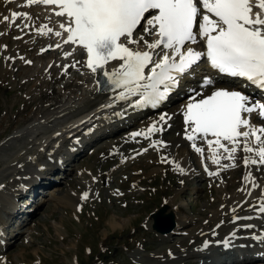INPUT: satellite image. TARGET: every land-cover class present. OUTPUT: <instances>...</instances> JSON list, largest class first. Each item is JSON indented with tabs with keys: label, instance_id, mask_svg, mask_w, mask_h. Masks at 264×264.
Here are the masks:
<instances>
[{
	"label": "rangeland",
	"instance_id": "rangeland-1",
	"mask_svg": "<svg viewBox=\"0 0 264 264\" xmlns=\"http://www.w3.org/2000/svg\"><path fill=\"white\" fill-rule=\"evenodd\" d=\"M17 2V0H8L6 3H11V6L16 3L15 5L19 6L20 3ZM2 4L0 1V23L2 21L1 18L5 15L2 11ZM42 11L44 10L34 6L33 8L29 7V9L26 7V10L19 8L14 12L27 13L32 18L38 16L36 18L41 20L50 18L47 12L44 15L45 18H43L44 16L42 17V15L44 13ZM32 22V19L25 20L20 17L18 21H15L14 27L16 29L20 27L18 30L22 28L25 30L26 27H23V25H31ZM195 31L198 32V28ZM137 32L142 34L143 29L138 28ZM16 36H20L21 39L23 37L21 33L19 35L17 33L13 34L11 30L7 31L6 26L3 27L0 24V198L8 196L12 200V204L20 208V212L25 211L26 208L32 212L29 217V223L22 225L21 228L17 227V222L22 223L24 221L23 217L25 218L26 216L20 214L17 220L11 218V228H6L4 231L6 237L9 238L11 234L14 236L17 231L20 234L16 238L10 239L8 246H4L2 251L6 253L4 256L9 258L10 264H15V262L20 264H143L141 259L145 258L146 260V257L150 258V262L147 264H153V260H151L154 253L153 248L158 252V249L164 247L161 251L163 255L166 252L169 253L171 246L182 239L176 238L174 241H166L167 243L158 241L161 235L151 230L149 215L167 203L165 212H172L177 219H181V217L191 219L194 217L196 220L202 215L200 220H197V223L201 224L204 216L209 213V211H206V205L217 206L219 198L217 197L218 187L216 191H213L214 185L209 184L210 179L198 175L199 178L195 180L192 186L188 185L181 190L180 188L183 187L185 179L181 173L178 174V162L173 164L170 158L167 160L163 159V172L151 176L138 174L139 180H135L134 177L137 171L150 170L156 164V160L162 158L160 154L163 151H158L157 146H152L151 144L146 145L148 151L146 150L142 153L140 152L145 150L146 147H142L143 149H138V147L144 146L146 143L141 145L127 143L117 149L116 153L110 151L108 154L104 153L105 155L98 156H96L97 154H91L94 150L96 153L101 146L109 143V141L116 142L121 140L131 129L135 128V125H131L122 126L109 135L101 136L94 144L87 145L88 147L85 146V152L74 156L73 161L70 163L65 161L66 164L63 166L65 168L50 170L46 175V178L50 180V184L38 187L35 193L33 191L31 194L33 196V194L36 195L38 193L37 198H34L35 203L30 204V208L20 206L21 199L24 200L28 196L27 192L24 196L18 195L14 197L9 196L8 193H3L2 186L7 181L6 179L3 180V178L9 172V175H11L12 164L21 159L31 157L32 152L40 154L37 161L38 164L41 163L43 158H45L42 154L44 148L38 149V147L44 144L42 142L46 135L49 136L46 142L50 141L51 144H57L59 141L60 144V137L57 138V141L56 139L51 141L50 132L54 134L61 132V124L63 122L61 123L60 120H57L58 118L48 122L49 118L54 115H60L57 112L61 105L66 107H77L80 105L83 100V93L90 91L92 82L89 72L82 67L80 56L75 54L71 59L69 58V62L66 63L67 59H65L66 65H63V69H57L51 73L53 79L47 84H43V88L47 89V92L44 90L40 92V89L31 88L33 84L30 87L31 89L28 90L27 88L25 92L19 89L18 86L23 80L21 75L43 72V69L48 68L51 62L44 57L42 60H39V58L26 59V55L23 56L25 58L23 67L25 68L19 67L16 62H12L11 59L14 57V61L17 56L15 48L20 45L17 44ZM147 39L148 35H145V40ZM201 41L197 37V43L192 44L191 47L199 51L200 46L197 44ZM143 43L142 41L140 45H143ZM44 54L46 55L47 53ZM26 61H31V63H26ZM77 61L80 63H77ZM46 63L47 66L44 67ZM109 64L106 69L110 70L115 67L114 63ZM19 74H21L20 78L14 80L15 75L18 76ZM205 77L217 78L218 76L207 71L202 59L198 62V65L193 67V70L178 79L177 86L171 92L183 93L186 88L198 85V83L201 84ZM65 83H70L68 87L66 86L67 88L64 86ZM238 84L236 81L234 87L237 88ZM42 92H44L45 96L37 97L38 93L39 96L43 95ZM28 96L32 98V104L28 105L27 109H24L25 100L29 98ZM114 96L116 97V95H113L102 101L108 102L114 99ZM255 97H261L260 94L256 92L254 97H252L253 102H260ZM175 104L176 101L173 100L172 105ZM35 110H38L37 114ZM158 111L156 107L149 108L144 116ZM71 116L73 117L74 115ZM63 120L65 121L66 118ZM251 120L256 127H264L263 122L257 115L253 116ZM39 124H41L40 126L43 124V128ZM50 128L51 130H49ZM151 134L158 136V132ZM66 135L62 133L61 136L68 137ZM161 136L162 139L172 140L177 134L169 131L161 133ZM74 141L77 140L75 139ZM117 153L121 155L120 159L117 158ZM193 158L191 155L188 156L190 163L193 161L198 170L200 166L198 164L199 160L196 157ZM58 159L63 160L62 156L61 158L59 156ZM26 167L33 168L30 160H26ZM261 167L264 169V166ZM241 168L242 166L237 168L234 166V169H228L232 173L228 175L230 179L232 178L231 181L236 179L238 181L241 176ZM194 174H197V172ZM223 179L226 180L227 178L224 176ZM8 180L10 181V179ZM253 181L254 183H252ZM256 181H259L258 178H256ZM251 183L255 184V179H252ZM53 185L57 186L60 191L56 197L59 195L67 201L62 198L53 199L49 194V188ZM131 188L135 189L131 190ZM177 188L181 192L177 191ZM128 190L131 192H128ZM196 191L198 193H195ZM85 193L87 198L82 199ZM173 199H175V202H170ZM24 203L26 201H23ZM36 204H40V206L38 205L37 207ZM222 206L221 204L220 209ZM34 207L37 208L34 209ZM178 207H182L184 214L176 211ZM121 219L125 220V224H121ZM110 222L112 224L120 223L123 226L111 229L109 227ZM20 252L21 255L17 256V261L14 260V256ZM135 254L142 258H134L133 255ZM248 264L250 263L248 262ZM259 264H264V262Z\"/></svg>",
	"mask_w": 264,
	"mask_h": 264
},
{
	"label": "bare ground",
	"instance_id": "bare-ground-1",
	"mask_svg": "<svg viewBox=\"0 0 264 264\" xmlns=\"http://www.w3.org/2000/svg\"><path fill=\"white\" fill-rule=\"evenodd\" d=\"M0 1L3 3L1 7L3 8L2 11L3 14H5L4 16H9V22H4L3 18H1L3 23L1 21L0 24H2L3 27L6 26L7 31L11 30L13 34L17 33L20 35L21 33V35H23L22 39L16 40L18 42L17 44L20 45H18L15 48L16 49L15 53L17 56L15 57L16 60L13 61L14 57L11 59L12 62H16L19 67L21 66L23 67L25 64L23 62V60L25 59L23 58L24 55L27 56L26 59L39 58V60L40 59L42 60L44 57L45 59L48 58L49 62H51L48 68L43 69V72L41 71L40 73H36V74L32 72V74H27V75L19 74L18 76L15 75L14 80L15 79L18 80L20 78V75L23 77L21 83L19 82L20 85L17 84L19 85L18 86L19 89H22L25 92L27 91L26 90L27 88L29 90L34 87L40 89V92L43 90L47 92V89L43 88V84H47L49 81L53 79V75H51V73L55 72L57 69L59 70L63 69L62 67H64L63 65L65 64V59H67L66 61L67 63L70 61L69 58L71 59V57H73V55L75 54L80 56V59L82 60V67L86 69L84 63L85 55L84 53H81V50L83 51V49L80 48L78 45L65 44L63 42L66 39L67 34L61 31V29L59 28V23L63 22L65 18L56 17L53 14V12L56 10L55 7L52 6L51 8L50 6H45V5L26 6L27 0H17L20 3L19 6L15 5L16 3H14V6L13 5L11 6V3H6L8 0H0ZM34 6L37 7L38 9L41 8L44 10L42 11L44 13L42 17L47 12L50 18L46 20L44 19L41 20L36 18L38 16L33 17L32 18L33 22L30 25V27L28 28L26 27L27 30L26 28L25 30H23L22 28L19 29L21 30L19 31L18 28L20 27L16 29V27H14V24L12 26H9L12 12L17 11V9L19 8L26 10V7H28L29 9V7L33 8ZM201 12L203 14L204 12L203 8H201ZM29 16L31 15L29 14ZM43 18H45V16ZM212 18L214 19V17ZM18 19L20 18H17V21ZM41 25H47L49 28L53 29V32L48 33L47 35H39L36 29L39 28ZM55 31H61V36L57 37L54 34ZM156 38L157 37L155 36L148 35L147 41L151 43ZM57 44H60L61 47L57 48L56 47ZM197 45L200 46L199 51H203V49L205 48L204 41L199 42ZM189 46H192V44H190ZM129 47L143 51H150V52L153 51L148 49L146 44L144 43L143 45L140 44L129 45ZM161 48H157L154 51L161 52ZM42 49H47V50L42 51ZM183 50L185 49H182V51ZM164 51L167 52L170 50H164ZM44 53L47 54L45 55ZM65 53H71V55H68L65 58ZM21 57L23 59H21ZM154 59H158V57L154 56ZM112 63H114L115 65L114 68H116L119 66L120 62L113 61ZM46 66L47 63L46 65H44V67ZM152 67H154V65L150 64L148 68L145 69V75H148V73L150 72L149 69ZM114 68H111L110 70L107 69L106 70L112 71ZM214 72L218 73V71H214ZM214 72L212 73L214 74ZM95 78L96 76L94 78L91 76L92 80ZM222 78L224 77L220 76L217 79H213V78L212 79L225 84V86H230V87H234V83L236 82L237 79H239L241 83L245 84V85L243 84L245 88L241 90L242 92L247 94L249 97H251V95L254 96L255 93L257 92L260 94V96L263 98L264 101V92L261 93L253 85H247L245 80L240 78H236L235 80L234 78L232 80L227 79L226 81V80H222ZM69 84L70 83L68 84L65 83L64 86L68 87ZM91 85L92 86L90 88V91L83 93L82 96L83 100L81 101L80 105H78L77 107H71V106L66 107L61 105L59 106L60 108L57 112L60 113V115L59 116L54 115L51 118H49L48 122L54 119L56 120V118H58L57 120H60L61 123L63 122V124H61L62 125L61 132H57L56 134L50 132V138H52V140L51 139L50 140L54 141L56 139L57 141V138L60 137L61 139L60 144L59 141L57 144H51L50 141L46 142L49 139L48 138L49 136L46 135L44 141L42 142V144L44 143L45 146L43 144L42 146L38 147V149L44 148L42 150V154L44 155L45 158H43L41 163L38 164L37 159L40 157V154L32 152L31 155L29 154L31 157H27V159H21L18 162L12 164L11 175H9L10 174L9 172L7 173V176L3 178V180L6 179L7 181L2 186V192L8 193V195L12 197L18 195L24 196V194H26L27 192L28 196L24 198V201L28 202L27 200H29V205L34 204L35 203L34 198H37L38 193L36 195L33 194V196L31 194L33 193V191L35 193L38 187L40 186L44 187L50 184V180L46 178V175L50 170L65 168L63 167L64 164H66L65 161H69V163L73 161L74 156L78 155L79 153L85 152L84 151L86 149L84 148L85 146L91 145L92 143L94 144V142L101 136L109 135L113 133L114 130L121 128L122 126L135 125V128L131 129L128 132V134L125 137H123L121 140H118L116 142L109 141V143L107 144L105 143V145H103L105 148L101 146L96 153L95 150L93 149L94 151L91 154L92 155L97 154L96 156H98L104 153L108 154L110 153V151L115 152L117 149H120L124 144L127 143H130L131 145L133 144L141 145L143 143H146L144 146L138 147V149H141L142 147L145 148L146 145L149 144H151L152 146L155 145L157 146L156 148L158 151L160 152L163 151V153L160 154V156L164 157V160L170 158V160L173 161V164L178 162L177 170L179 171V173L178 172L177 173L178 174L181 173V175L185 179V181H183V185H182L183 187L180 188L181 190L183 188L185 189V187H187L188 185L192 186L195 183V180L199 178L198 175H200L201 177L203 176V178L210 179L209 184L214 185V187L212 186L213 191H216L218 187L217 197L219 198L217 201L218 202L217 206L206 205L207 206L206 211H209V213L207 214V216H204L203 222L201 224H198L197 220H200L202 215L196 220L194 217H192L191 219L184 217H181V219L180 218L177 219L176 216L174 217L175 227L173 228L172 233L166 234L164 236H160L161 238L158 241H163V242L174 241L176 238L182 240L176 244H173L171 246V249H169L168 251L169 253L166 252L163 255L161 251L164 247L158 249L159 253L156 252L157 250L153 248L155 253V254L153 253L151 258V260H153V264H248V262L250 264H259L261 262H264V213L260 211V208L264 207V195H262V193H264V182H262L264 181V177H262L264 176V169L261 167L264 165H260L258 163L257 164L249 163V165L246 167L243 160L245 155H250L252 160H256L258 158L255 157L254 155L244 153L241 145V148H239L237 153L235 154L236 157L235 160L224 159L223 157L226 156L227 154L223 152V148L217 150L220 158V164L223 165V167L219 168L220 166L213 164L211 162V156L207 144L204 143L199 138V136L196 140V144L197 146L203 148L204 151L202 155L196 153L191 148V142L185 139L187 126L184 123L183 111L185 109V105L190 99V89H197L198 91H202L204 94H210V89L209 88L201 89L200 83H198V85L192 86L188 89L186 88V91H184L183 93H174V92L172 93L170 91L167 98L163 102L155 106L156 109L159 110L158 112L148 114V116H144L146 112L149 110V108H152L153 106L140 103L142 97L139 96V94L135 96H126L124 99H116V97L120 95L123 89H115V90L111 89L107 92L101 91L100 93H98L96 91L98 88L97 85H95L94 83H91ZM39 93L37 97L41 98L42 96H45L44 92H42L43 95L40 96ZM113 95H116V97L114 96V99L108 102L102 101L103 99L106 100L108 97H112ZM199 98L200 97H196V99ZM31 100H32L31 97L25 100L24 109H27L28 105L32 104ZM173 100L176 101L175 105H172ZM37 111L35 110L36 114ZM163 114H167L166 121H160L159 119V117ZM71 115L74 116L72 117ZM255 115L256 114L253 113L251 118L253 116L255 117ZM167 117H171V119H167ZM65 118H66L65 121L67 122L63 120ZM260 120L264 124V120L262 119ZM154 124L156 125L157 128L161 129L160 131H157L158 136L156 135L154 136L153 134H148V138H145L144 135H140L136 137L131 136V133L133 132L146 133L147 128ZM40 125L41 124H39V126ZM254 126L256 127V125ZM49 130H51V128ZM243 130L244 129H241V131ZM169 131H172L173 134L175 132L177 136H175V138H173L172 140L162 139L161 133L169 132ZM62 133L67 134L66 136L68 137L61 136ZM75 139L77 141H74ZM207 139H214V138L208 137ZM83 140L85 143L84 146H83ZM249 143L251 144L252 147L254 148L256 147V141L254 137H250ZM222 144L229 148L231 147V145L227 141H222ZM145 149H147V147ZM144 151L145 150L141 151L140 153ZM189 155H191L194 158L196 157L199 160L198 164L200 166L198 170L196 169V164L193 161H191L190 163L189 160L190 158L188 159ZM59 156L60 158L62 156L63 160L58 159ZM116 156L118 159L121 158V155L118 153ZM26 160L31 161V166L33 167L32 169L26 167ZM156 161H157L156 164L154 165V167H151L150 170L137 171V173H135L136 176L134 177V179L139 180L138 174H143V176H151L156 173L163 172L162 171L163 170L162 165L164 163L163 159L162 160L157 159ZM233 164L235 165L236 168L242 166L241 176L238 178V181L237 179L235 181L233 180L231 181L232 178L230 179L228 177L229 174H232L230 171H228V169L229 168L231 170L234 169V166H232ZM179 169H183V172H181ZM205 169H207V171ZM225 171L228 172L226 173ZM196 172L197 174H194ZM211 172H217V175H209V173ZM224 176L227 178L226 180L223 179ZM245 177H250V179H245ZM256 178H258L259 181H256ZM8 179H10V181ZM53 179H57V178H53ZM252 179L253 180L255 179V184H252L254 183V181L251 183ZM187 181L188 183H186ZM49 189H48L49 194L53 197V199L62 198L59 195L58 197H56V195L59 194L60 192L57 186L53 185ZM132 189L135 188H131V190ZM178 189L179 188H177V191L181 192V190ZM197 191L195 193H198ZM128 192L131 191L128 190ZM119 193L121 194V192ZM122 196L124 197V195ZM172 201L175 202V199L171 200L170 202ZM221 204L223 206L220 209ZM36 205L37 207L38 205L40 206V204H36ZM165 206H167V203ZM37 207H34V209ZM181 208L182 207H178V210L176 209V211L184 214ZM31 212L32 211H30L28 208H26L25 211L20 212V208H17L15 204H12V200L9 199L8 196L0 198V257H1L0 264H10L8 260L9 258L7 256H4L6 253L2 251L4 249V246H8L10 239L16 238L20 234L17 231L15 232L14 236L13 234H11L9 238L6 237L4 231L6 228L7 229H9V227L11 228L12 226V221H10L12 220L11 218L17 220L20 214L25 215L26 217L25 218L23 217L24 221L22 223L17 222L18 224L17 227L21 228L22 225L29 223L28 221L30 219L29 217L31 216ZM244 217H250V219H243ZM121 220H122L121 224H125V220L123 219ZM121 224L120 223L112 224L110 222L109 227L111 229L115 227H122L123 225ZM196 225H200V226H196ZM205 242H207V245H205ZM20 255L21 252L16 254L14 256V260L17 261V256ZM133 256L134 258H142L141 256L139 257L138 254H135ZM149 259L150 258L148 257H146V260L145 258H142L141 262L143 264H147L150 262ZM15 264H20V263L15 262Z\"/></svg>",
	"mask_w": 264,
	"mask_h": 264
},
{
	"label": "snow or ice",
	"instance_id": "snow-or-ice-1",
	"mask_svg": "<svg viewBox=\"0 0 264 264\" xmlns=\"http://www.w3.org/2000/svg\"><path fill=\"white\" fill-rule=\"evenodd\" d=\"M32 5L55 6L53 14L65 18L59 23L61 31L67 33L63 42L78 45L86 52L85 66L98 77L102 75L103 84L114 90L123 89L116 99L139 94L140 103L155 107L177 86L178 79L205 57L219 74L243 79L264 91V0H27L26 6ZM20 17L32 19L27 13L12 12L9 26ZM3 21L9 22V16H4ZM138 28L143 29L142 34L137 32ZM36 31L47 35L53 29L41 25ZM61 31L54 34L59 37ZM145 35L157 38L149 43ZM197 36L204 41L205 51L189 46L197 43ZM142 41L153 51L129 47ZM157 48L161 52H155ZM68 55L71 53H65V58ZM111 61H119V66L107 71L105 66ZM150 64L154 67L145 75ZM97 84L98 88L102 86L99 79ZM200 88H209L210 94L190 89V99L183 111L185 139L191 142L193 150L203 154V148L196 144L199 136L207 144L211 162L223 167L217 150L223 148L227 154L223 158L235 160L242 145L244 153L258 158L252 160L245 155L246 167L249 163L264 165V127L256 128L251 120L253 113L264 120V103L253 102L241 90L211 77H205ZM166 116L161 115L160 121H166ZM160 130L154 124L146 133L133 132L131 136L148 138V134ZM209 136L214 139H207ZM250 137L255 138V148L249 143ZM86 198L85 193L82 199ZM260 211L264 213V207Z\"/></svg>",
	"mask_w": 264,
	"mask_h": 264
},
{
	"label": "water",
	"instance_id": "water-1",
	"mask_svg": "<svg viewBox=\"0 0 264 264\" xmlns=\"http://www.w3.org/2000/svg\"><path fill=\"white\" fill-rule=\"evenodd\" d=\"M167 206H160L155 212L149 215L151 230L164 236L172 233L174 225V215L172 212H165Z\"/></svg>",
	"mask_w": 264,
	"mask_h": 264
}]
</instances>
